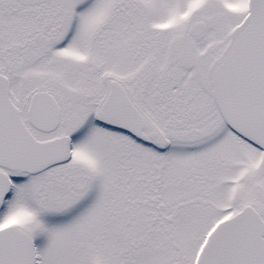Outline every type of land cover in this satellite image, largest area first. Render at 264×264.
<instances>
[{
    "label": "snow or ice",
    "instance_id": "6c2138e0",
    "mask_svg": "<svg viewBox=\"0 0 264 264\" xmlns=\"http://www.w3.org/2000/svg\"><path fill=\"white\" fill-rule=\"evenodd\" d=\"M0 264H264V0H0Z\"/></svg>",
    "mask_w": 264,
    "mask_h": 264
}]
</instances>
